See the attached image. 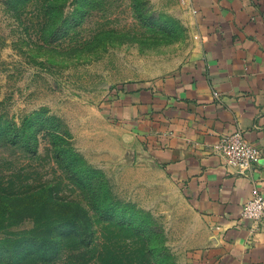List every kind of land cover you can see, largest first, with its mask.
I'll use <instances>...</instances> for the list:
<instances>
[{"label":"rangeland","instance_id":"374dc122","mask_svg":"<svg viewBox=\"0 0 264 264\" xmlns=\"http://www.w3.org/2000/svg\"><path fill=\"white\" fill-rule=\"evenodd\" d=\"M198 36L181 0H0V264H196L211 230L108 110Z\"/></svg>","mask_w":264,"mask_h":264},{"label":"crops","instance_id":"0c3cea01","mask_svg":"<svg viewBox=\"0 0 264 264\" xmlns=\"http://www.w3.org/2000/svg\"><path fill=\"white\" fill-rule=\"evenodd\" d=\"M187 4L197 48L173 75L122 86L108 113L141 137L211 230L196 264H264V229L241 219L253 189L264 195V0ZM238 130L263 153L246 176L212 152Z\"/></svg>","mask_w":264,"mask_h":264},{"label":"built area","instance_id":"2783aa9c","mask_svg":"<svg viewBox=\"0 0 264 264\" xmlns=\"http://www.w3.org/2000/svg\"><path fill=\"white\" fill-rule=\"evenodd\" d=\"M181 2L188 3L189 0ZM214 96L219 98L218 93H214ZM212 152L222 159L227 167L245 176L263 160L262 151L249 142L240 130L222 135ZM241 219L250 221L253 230L264 229V195L257 188L253 189L251 198L243 206Z\"/></svg>","mask_w":264,"mask_h":264}]
</instances>
